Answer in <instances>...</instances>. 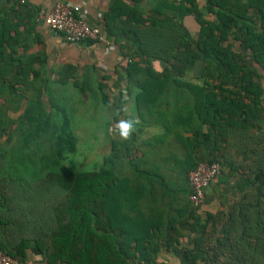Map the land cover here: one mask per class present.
I'll use <instances>...</instances> for the list:
<instances>
[{"label":"trees","instance_id":"trees-1","mask_svg":"<svg viewBox=\"0 0 264 264\" xmlns=\"http://www.w3.org/2000/svg\"><path fill=\"white\" fill-rule=\"evenodd\" d=\"M196 2L168 0L145 15L118 1L104 16L106 39L126 63L115 87L125 83L139 124L127 139L117 133L89 172L61 169L65 149L76 151L67 107L50 93L46 56L27 54L21 24L0 17V249L7 256L23 263L32 247L47 264H264V0H206L202 9ZM190 15L197 40L182 24ZM56 83L79 90L68 71ZM143 126L160 127L162 136L139 139ZM26 149L41 176L27 185L6 170ZM199 164H218L220 175L196 208L188 175ZM214 200L219 208L211 210Z\"/></svg>","mask_w":264,"mask_h":264},{"label":"crops","instance_id":"crops-1","mask_svg":"<svg viewBox=\"0 0 264 264\" xmlns=\"http://www.w3.org/2000/svg\"><path fill=\"white\" fill-rule=\"evenodd\" d=\"M118 1L128 7L136 6L140 12L146 15L149 14L151 7L168 0H0V17H7L14 23L21 24L18 32L27 34L28 40L31 42L27 54L37 55L43 53L46 56L44 75L52 84L50 93H53L52 97L56 104L64 107L66 105L67 107V104L72 103L76 104V107L79 106L84 109L85 104H88L86 102L88 97H94L96 105L100 106L98 111L107 112L105 128L106 134L109 136H107L109 138L108 145H110L111 139L117 136L119 121L131 120L134 127L139 124L134 101L127 95L124 87L125 83L122 82L120 87H115L119 76L125 78V60L120 53L119 46L115 45L112 40L106 39V33L102 27L104 16ZM196 1L199 9L206 5V0ZM56 3L79 7L84 22L98 28L102 40L98 43L87 41L73 44L64 36L50 31L44 23V17ZM212 18L209 14L205 17L209 21H212ZM182 24L192 39L197 40L199 26L194 17L192 15L184 17ZM234 35H236L235 32L232 37ZM16 37L20 40L19 34ZM230 40L232 39L230 38ZM232 46L235 52H239L243 56L244 60L253 64L252 54L249 51L240 50L239 42L234 41ZM152 65L156 70L161 69V64L158 62H153ZM66 71L70 72L71 77L79 82V90L70 85L61 86L56 83L59 76L66 73ZM194 76L192 72L186 73V77L189 79ZM73 92L77 93L82 100L78 99L71 102H65L63 98L61 100V95ZM122 98L124 102L121 104ZM45 101L48 102L47 98ZM262 103L264 106V94ZM184 110H187V108H184ZM138 129H142L141 131L137 130L136 133L137 137L142 140L162 136L160 127L143 126L138 127ZM108 151L109 146L102 154V159L108 154ZM209 208L216 210L219 208V203L214 200ZM23 264L47 263L40 253L31 247L27 251Z\"/></svg>","mask_w":264,"mask_h":264},{"label":"rangeland","instance_id":"rangeland-1","mask_svg":"<svg viewBox=\"0 0 264 264\" xmlns=\"http://www.w3.org/2000/svg\"><path fill=\"white\" fill-rule=\"evenodd\" d=\"M70 90L73 91L71 88ZM62 98L65 102L82 100L75 92L63 94L61 100ZM86 102L88 104H85L84 109L79 106L76 107V104H67L66 109L70 116V131L76 140V151L71 153L66 148L62 153L60 165L61 169L66 171L89 172L96 169L101 164L102 154L109 146V136L106 134L105 128L107 112L98 111L100 106L96 105L94 97H88ZM14 157L16 158H9L6 161V170L10 166L7 172L13 173L25 185L40 179L39 160L37 155L32 156L30 149H26L22 155L19 154V160L17 153ZM49 172H52V169Z\"/></svg>","mask_w":264,"mask_h":264},{"label":"built area","instance_id":"built-area-1","mask_svg":"<svg viewBox=\"0 0 264 264\" xmlns=\"http://www.w3.org/2000/svg\"><path fill=\"white\" fill-rule=\"evenodd\" d=\"M47 28L64 36L70 43L99 42L102 40L98 28L84 22L79 7L69 4L56 3L44 17ZM220 175L218 164H199L188 175L191 189L189 201L193 207H200L204 203V188ZM0 264H23L7 256L0 249Z\"/></svg>","mask_w":264,"mask_h":264},{"label":"clouds","instance_id":"clouds-1","mask_svg":"<svg viewBox=\"0 0 264 264\" xmlns=\"http://www.w3.org/2000/svg\"><path fill=\"white\" fill-rule=\"evenodd\" d=\"M118 134L121 138L127 139L134 131V124L131 120H121L117 124Z\"/></svg>","mask_w":264,"mask_h":264}]
</instances>
